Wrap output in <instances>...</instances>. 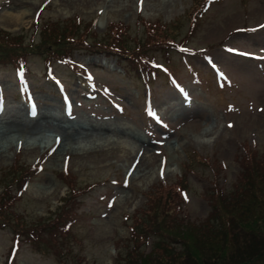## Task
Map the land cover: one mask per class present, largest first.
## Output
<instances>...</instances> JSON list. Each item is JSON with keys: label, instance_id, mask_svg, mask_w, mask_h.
<instances>
[{"label": "rangeland", "instance_id": "374dc122", "mask_svg": "<svg viewBox=\"0 0 264 264\" xmlns=\"http://www.w3.org/2000/svg\"><path fill=\"white\" fill-rule=\"evenodd\" d=\"M195 1L199 4L201 0ZM206 4L207 1L201 16L195 14L196 24L186 34L193 0H119L117 3L97 0L92 4L68 7L61 6L59 0H0V28L12 33L26 31L27 35L33 32L36 21H61L69 17H78L84 22L91 20L98 33L111 21L133 28L138 17L146 21L176 23V40L183 38L185 49L190 51L186 59L207 72L209 67L202 61L199 51L206 49L220 72L217 76L209 70L207 81L199 75L200 80L193 82L182 60L170 52L169 58L176 66L173 73L189 91L191 98L188 100L184 95L179 98L176 89L159 77L147 89L123 77L113 58L76 51L74 62L80 68H86L94 89H86L83 78L53 61L54 81H62L64 102L68 103V108L64 109L55 83H49L43 76L40 56H31L28 60L30 71L25 79L14 75L10 68L1 69L3 105L24 113L25 110H49L74 120L84 117V121H118L150 146L148 160L153 172L141 174V171H135L141 156L137 149L123 154L121 148L107 146L110 144H90L87 149L70 151V148L60 147L57 138L51 141L48 137L34 149L13 145L0 153V172L8 170L17 154L25 163L40 165L23 190L13 196L12 217L8 216L7 224L19 231L23 226L15 216L25 221L28 220L26 215L49 217L60 197L66 195L65 183L57 176L60 171L76 186L93 183L79 201L77 215L71 222L70 229L75 237L68 239L70 249L62 247L56 255L51 250L39 252L32 247L43 245L45 241L38 238L34 239L36 242L32 247L20 244L14 249L13 263L56 264V258L73 263L71 255L74 254L73 258L81 264H111L117 247L114 241L127 237L125 224L130 220L125 219L126 215L143 210V195L153 189L155 182L165 179L171 183L181 177L180 184L187 190L180 213L190 221L206 215L209 182L223 190L230 189L235 183L237 153L244 147L264 144V59H254L262 54V49L264 51V42L260 38L264 36L261 33L264 27L255 35L235 30L264 23V0H218L205 9ZM217 42L223 44V48ZM227 47L233 51L237 47L245 49L250 56L236 55L227 51ZM155 53L154 59L162 62L158 50ZM104 83L111 86L113 96L110 87ZM215 84H222V91ZM156 117L161 123L155 121ZM43 133L47 137L50 131ZM201 158L206 159L208 166L222 163L225 167L212 174L209 167L199 165ZM5 181L8 182V178ZM44 235L49 240L56 237H49L48 232ZM8 238V230L0 229V262L9 245ZM149 240L150 237L148 244L144 243V252L149 251Z\"/></svg>", "mask_w": 264, "mask_h": 264}, {"label": "trees", "instance_id": "16d2710c", "mask_svg": "<svg viewBox=\"0 0 264 264\" xmlns=\"http://www.w3.org/2000/svg\"><path fill=\"white\" fill-rule=\"evenodd\" d=\"M198 8L199 4L193 0L186 34L196 24L194 14ZM176 25L138 17L133 28L111 21L98 33L91 20L84 22L69 17L61 21H36L30 35L26 31L12 33L0 28V66L24 74L30 71L28 59L40 56L45 75L53 61L71 72H79L73 60L74 52L104 53L115 56L126 75L138 80L150 79L158 74L151 60L155 50L167 58L174 49L180 50L184 39L176 40ZM259 149L247 146L238 155V174L230 189L223 190L212 183L206 215L200 220L190 221L180 213L187 190L180 184L181 177L171 183L155 182L153 189L143 195V210L126 215L125 219L130 220L125 225L127 237L114 241L117 247L111 264H264V144ZM199 162L209 167L212 174L222 167L218 163L208 166L205 158ZM35 168L36 165L14 161L9 171L0 172V227L10 229L15 244L19 239L33 243L39 238L45 242L36 249L51 250L56 255L62 247L70 249L68 239L75 237L70 229L77 215L75 206L91 184L76 186L65 179V174L58 173V178L68 187V197L49 217L26 215L25 221L15 216L23 226L19 231L7 224L12 217L13 196L19 194L25 178L34 174ZM47 232L49 237H56L45 239L43 234ZM148 237L149 251L144 252ZM73 256V263L56 258V264H81Z\"/></svg>", "mask_w": 264, "mask_h": 264}, {"label": "bare ground", "instance_id": "6f19581e", "mask_svg": "<svg viewBox=\"0 0 264 264\" xmlns=\"http://www.w3.org/2000/svg\"><path fill=\"white\" fill-rule=\"evenodd\" d=\"M96 1L97 0H59V4H61V6L68 7L71 5H78V4H92L95 3ZM118 1L119 0H111V3H117ZM1 111H0V153L5 152L13 145L14 146L23 145L24 148L25 146H29L34 149V147H37V145L46 141L48 137L51 139V141L57 138L58 139L57 142L59 143V146L63 147L64 149L70 148V151L71 149L82 150L85 147L87 149L88 145L90 146V144L91 146L110 144L107 146L112 145L115 148H121V152L123 154L124 153L129 154L131 151L137 149L139 153L137 154L141 156L140 159L137 160L135 171H141V174L151 172L150 169L151 162H149L148 160V157H151L149 155V150L151 149L150 146H148L145 142H143L140 139V137L135 135L136 133L129 131L125 127V125L123 126L118 121H114V120L110 122L108 121L93 122L94 120L84 121V117H80L81 119L77 118L76 120H68L63 114L50 113L49 110L47 111L37 110L34 111L35 114L33 115V112H29V111L26 112L25 110L24 113L21 110L18 111L12 109L11 107H7L6 105H3ZM44 130L50 131V133L47 134V137L43 133ZM51 132H54V134ZM15 136L17 137L14 139ZM14 140L15 143H13ZM119 153H117V155H119Z\"/></svg>", "mask_w": 264, "mask_h": 264}, {"label": "snow or ice", "instance_id": "6c2138e0", "mask_svg": "<svg viewBox=\"0 0 264 264\" xmlns=\"http://www.w3.org/2000/svg\"><path fill=\"white\" fill-rule=\"evenodd\" d=\"M262 27H264V26H262ZM35 113H34V111H33V115H34ZM231 126V125H230ZM162 171V174H163V169L161 170Z\"/></svg>", "mask_w": 264, "mask_h": 264}]
</instances>
